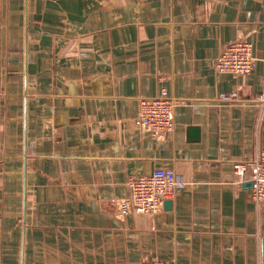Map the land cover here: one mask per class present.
Instances as JSON below:
<instances>
[{"label": "crops", "instance_id": "1", "mask_svg": "<svg viewBox=\"0 0 264 264\" xmlns=\"http://www.w3.org/2000/svg\"><path fill=\"white\" fill-rule=\"evenodd\" d=\"M235 40L245 76L213 66ZM162 90L175 126L153 137L134 121ZM262 92L264 0H0V264H264V206L233 174L264 153ZM159 169L175 199L120 215Z\"/></svg>", "mask_w": 264, "mask_h": 264}, {"label": "built area", "instance_id": "2", "mask_svg": "<svg viewBox=\"0 0 264 264\" xmlns=\"http://www.w3.org/2000/svg\"><path fill=\"white\" fill-rule=\"evenodd\" d=\"M255 58L252 44L244 40H235L223 46L214 61L218 73L233 76L248 75L254 68ZM222 101L236 102L237 94L223 96ZM257 103L264 105V92L257 97ZM177 101L168 97L164 90L153 98L138 101V113L135 125L153 137L171 133L174 130V109ZM233 174L237 183H251V199L258 207L264 206V153H259L245 163H235ZM184 182L173 171L155 170L149 175L135 177L127 181V197L117 201L120 215L131 213L138 215H156L167 202L175 199ZM138 264H164L158 260H143Z\"/></svg>", "mask_w": 264, "mask_h": 264}, {"label": "water", "instance_id": "3", "mask_svg": "<svg viewBox=\"0 0 264 264\" xmlns=\"http://www.w3.org/2000/svg\"><path fill=\"white\" fill-rule=\"evenodd\" d=\"M248 186L251 187V183H248Z\"/></svg>", "mask_w": 264, "mask_h": 264}]
</instances>
